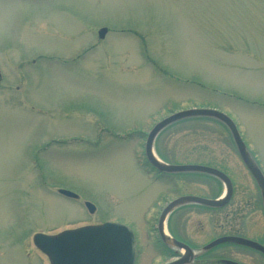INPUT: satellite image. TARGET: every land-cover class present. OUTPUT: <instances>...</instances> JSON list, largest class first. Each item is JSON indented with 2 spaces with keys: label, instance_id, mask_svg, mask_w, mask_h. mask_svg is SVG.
Segmentation results:
<instances>
[{
  "label": "rangeland",
  "instance_id": "1",
  "mask_svg": "<svg viewBox=\"0 0 264 264\" xmlns=\"http://www.w3.org/2000/svg\"><path fill=\"white\" fill-rule=\"evenodd\" d=\"M0 69V264H50L36 234L106 222L134 230L136 264L172 261L155 242L161 212L217 193L214 176L152 173L157 182L137 163L148 132L175 113L221 108L264 160V0H0ZM84 134L87 144L69 142ZM42 135L43 147L68 141L27 147ZM232 143L217 120L190 118L161 133L154 154L228 170ZM215 217L189 205L168 228L201 249L219 235Z\"/></svg>",
  "mask_w": 264,
  "mask_h": 264
},
{
  "label": "water",
  "instance_id": "2",
  "mask_svg": "<svg viewBox=\"0 0 264 264\" xmlns=\"http://www.w3.org/2000/svg\"><path fill=\"white\" fill-rule=\"evenodd\" d=\"M106 33L107 29L100 30V38H104ZM196 117L217 119L227 125L238 147V151L246 163V166L261 186L264 197V177L257 166L250 161L251 159L249 160L250 156L244 142L241 139L237 127L228 116L211 109H191L176 113L159 122L148 134L145 148L146 158L153 168L158 170L160 173L166 174H208L221 179L226 186V192L219 200H207L194 196H185L176 199L164 209L159 220V233L162 241L187 251V255L181 260H177L176 262L169 264H190L193 259V252L190 248L172 240L169 235H167L164 229V223L167 216L177 207L186 204L221 207L229 201L232 195L230 180L222 172L213 168L201 166L168 165L157 159L153 153L154 141L162 130L178 121ZM59 193L67 198H79L76 194L66 190H60ZM86 208L91 214H94L96 211V208L90 203H86ZM226 242H235L240 245H245L259 250L264 254V247L261 245L249 240L233 237L219 239L209 247ZM34 244L48 257L51 264H135L137 254V244L134 232L130 227L120 223H106L98 226H87L75 230L64 231L55 236L37 234L34 237ZM225 264L237 263L225 262Z\"/></svg>",
  "mask_w": 264,
  "mask_h": 264
},
{
  "label": "flooded vegetation",
  "instance_id": "3",
  "mask_svg": "<svg viewBox=\"0 0 264 264\" xmlns=\"http://www.w3.org/2000/svg\"><path fill=\"white\" fill-rule=\"evenodd\" d=\"M18 102H20V105H23L21 99H19ZM253 104L257 105L258 103L253 102ZM215 109L225 113L219 107ZM226 115H228L236 124L238 131L246 145L247 152L250 156L249 160L251 159L250 161H252L257 166V168L264 177V160L262 159V155L260 151L261 149L255 145H251L252 147L248 145L243 138V134L240 130V126L237 123L234 116L229 114ZM218 124H221L223 128L228 131L233 142L232 143L233 150L231 151V155L233 157H230L228 155V163L230 166V169H228L229 171L225 169H220L218 167L216 168L229 178L230 185L232 188V195L229 201L224 206L210 208L200 205L199 208L209 212L211 211L212 213L217 215V217H215L214 219L213 231L216 233L215 235L217 234L219 235L212 238L209 242H207L204 246H202L201 249H197V247L192 242H189L188 239H186L187 234H185L186 236L183 238L173 234L168 228V220L176 210L182 209V207L174 209V211L170 213L166 224L167 225L166 227L168 228L167 232L172 240H175L180 244H183L185 247H189L193 251L194 259L191 264H225V262L248 264L245 261L247 258L246 255L247 249L245 248H248L249 251L251 252L254 251L258 252V253L255 252L254 253L260 255L261 259L259 262H256V264H264V254L261 251L245 245L237 244L235 242H226L215 245L209 249L207 248L209 245L213 244L216 240H219L221 238H231V237L250 240L264 247V197H263L262 188L259 185L257 179L252 174V172L246 166V163L244 162L241 154L239 153L238 147L235 144L233 136L230 133L227 126L219 121ZM44 137L51 138V136L48 137L42 135L40 138L38 136L36 139L37 141L35 142L32 139L34 141V144L33 143L28 144L27 147H30L32 149L36 148L38 152L43 153V151L45 149H48L50 146L51 147L55 145L58 146L61 143L64 144L65 142L68 141V140H57L52 138L46 144V146L43 147L41 144L43 142ZM89 140L90 138L88 137L87 134H84L83 138H78V135H73L72 137L69 138V142L78 141V142H82L83 144H87L88 142H90ZM139 161L141 162V160ZM150 177L154 179L153 181H157V182H161L163 180L162 178H158L156 176L154 177L150 176ZM37 179H40L42 181V175L38 176ZM169 179L170 181H168V183H171L173 182V180H175L171 177ZM215 182L217 185V193H215L214 196L209 197L206 195H202L198 197L207 200L219 199L226 192V186L225 183L219 178H216ZM158 228L159 226L157 222V227L154 228V231H156L157 233V240L155 242L157 245L160 244L162 246V250L165 251L164 254L169 255V258L172 260L169 263L175 262L177 260H181L184 256L187 255V251H185V249H181L174 245L164 243L161 239Z\"/></svg>",
  "mask_w": 264,
  "mask_h": 264
}]
</instances>
